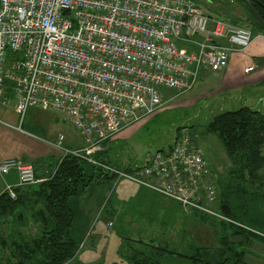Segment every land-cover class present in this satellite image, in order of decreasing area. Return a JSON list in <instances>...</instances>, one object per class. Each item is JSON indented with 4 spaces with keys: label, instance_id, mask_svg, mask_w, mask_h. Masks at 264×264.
Segmentation results:
<instances>
[{
    "label": "built area",
    "instance_id": "1",
    "mask_svg": "<svg viewBox=\"0 0 264 264\" xmlns=\"http://www.w3.org/2000/svg\"><path fill=\"white\" fill-rule=\"evenodd\" d=\"M252 38L251 28L213 17L195 0H0V106L12 107L20 121L29 108L62 114L82 140L67 149L59 134L54 146L63 155L100 167L113 184L127 180L185 211L228 220L213 208L216 181L186 127L135 167L93 154L159 111L162 90H191ZM12 171L17 183L2 189L10 198L42 180L30 162L0 160V177Z\"/></svg>",
    "mask_w": 264,
    "mask_h": 264
},
{
    "label": "rangeland",
    "instance_id": "2",
    "mask_svg": "<svg viewBox=\"0 0 264 264\" xmlns=\"http://www.w3.org/2000/svg\"><path fill=\"white\" fill-rule=\"evenodd\" d=\"M195 1L213 17L232 24L252 26L247 11L237 0ZM213 88L212 81H200L185 92L162 90L163 104L159 111L121 130L93 155L96 157L100 153L99 159L121 169L135 167L156 150L171 144L178 128L186 127L194 135L195 143L207 159L217 182L213 208L218 209L219 190L236 187L235 179L229 173L234 166L217 136L208 133L206 126L218 113L238 109L240 105L234 100L239 93L231 96L208 94ZM201 95L204 96L198 97ZM262 97L264 88H257L255 98ZM263 107L251 108L263 110ZM22 126L48 142H56L57 136L63 134L62 145L67 149L82 146L81 138L62 114L29 108ZM261 167L255 179L244 173L245 180L236 187L244 190L241 197L253 205L261 223L243 219L241 224L226 216L228 220L210 216L204 219L201 214L185 211L177 202L130 181L120 180L116 185L113 181L99 179L98 184L89 186L82 196L70 200L72 208L76 202L77 218L81 200L85 202L83 206H88L89 213L86 216L87 227H84L83 217L79 220L75 217L73 236L79 242L77 252L64 264H130L129 258L139 251L152 255L162 251V260L168 264H175V261L188 264L185 257L197 249L203 251V248L212 254L218 249H226V246L241 252L244 264H264V163ZM27 189L31 188H23V191ZM19 212L28 221L26 227L19 226L20 221L14 217L0 219V242L5 239L7 247L12 240H19V233L26 236L37 231L38 223L29 219L28 210L20 207L16 218ZM236 227L244 229V232L235 233L238 231ZM222 240L224 245L220 243ZM7 247H1L0 257L9 254Z\"/></svg>",
    "mask_w": 264,
    "mask_h": 264
},
{
    "label": "trees",
    "instance_id": "3",
    "mask_svg": "<svg viewBox=\"0 0 264 264\" xmlns=\"http://www.w3.org/2000/svg\"><path fill=\"white\" fill-rule=\"evenodd\" d=\"M237 1L241 3L240 0ZM248 1L264 21V8L256 0ZM243 7L249 15L253 32L264 34L252 14L244 5ZM206 131L217 136L234 166L229 172L231 178L235 179L234 186L237 187L245 180L244 173L255 179L257 170L264 163V107L259 110L244 105L235 110L220 112L207 124ZM99 154L96 156L98 159ZM99 179L111 182L114 176L108 175L82 157L65 154L54 170L39 183L15 188V198H10L6 192H0V219L14 217L20 221L19 226L26 227L28 221L25 216L21 212L17 218L15 216L20 207H25L29 219L38 223L35 233L26 236L19 233V240H12L8 247L6 240H1L0 249L7 247L9 254L0 257V264H64L74 257L79 242L73 236L75 214L70 200L82 196L89 186L98 184ZM236 187H223L222 192L219 190L217 204L221 214L241 224L243 219L261 223V217L253 205L241 197L244 190ZM23 188L31 189L23 191ZM196 213L201 214L204 219L209 217L194 212ZM236 229L238 231L235 233L244 232L242 228ZM220 243L224 245L225 241ZM202 250L197 249L186 256L188 264H244L241 252L232 247L226 246V249H218L212 254L203 248ZM159 252L152 255L139 251L129 258L130 264H168L162 260L163 252ZM175 264L179 262L175 261Z\"/></svg>",
    "mask_w": 264,
    "mask_h": 264
},
{
    "label": "crops",
    "instance_id": "4",
    "mask_svg": "<svg viewBox=\"0 0 264 264\" xmlns=\"http://www.w3.org/2000/svg\"><path fill=\"white\" fill-rule=\"evenodd\" d=\"M248 65H253L254 69L246 73L244 68ZM200 81L213 82V91L208 93L210 95L226 94L231 96V94L239 93L238 98L236 95L233 96L240 107L244 105L253 108L264 106V97L255 98L256 89L264 88V34L258 31L254 32L249 46L241 53L232 54L226 68L220 71H205L201 74L198 82ZM22 123L23 119L20 121L12 107L0 106V160L14 158L30 162L33 164L36 178L44 179L54 170L63 154L60 149L54 146L55 142H48V140L32 134L28 129L25 130ZM70 147L76 149L79 146ZM5 183L10 185L17 183L15 171L0 177V192H2ZM74 203L73 210L76 214L77 205L76 202ZM84 204L85 202L81 200L79 216L77 218L75 215V217L78 220L83 217L85 219L84 227H87L86 216L89 209L87 205L83 206Z\"/></svg>",
    "mask_w": 264,
    "mask_h": 264
},
{
    "label": "water",
    "instance_id": "5",
    "mask_svg": "<svg viewBox=\"0 0 264 264\" xmlns=\"http://www.w3.org/2000/svg\"><path fill=\"white\" fill-rule=\"evenodd\" d=\"M240 1L246 7V9L252 14L258 27L264 32V21L260 18V16L252 7L250 2L248 0H240ZM256 1L262 8H264V0H256Z\"/></svg>",
    "mask_w": 264,
    "mask_h": 264
}]
</instances>
